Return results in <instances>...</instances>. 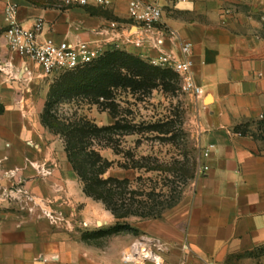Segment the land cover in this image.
Returning a JSON list of instances; mask_svg holds the SVG:
<instances>
[{
  "label": "crops",
  "instance_id": "1",
  "mask_svg": "<svg viewBox=\"0 0 264 264\" xmlns=\"http://www.w3.org/2000/svg\"><path fill=\"white\" fill-rule=\"evenodd\" d=\"M11 1L18 4L17 20L24 27L43 20L44 37L103 44L96 31L103 29L90 34L82 25L73 27L69 12L79 6ZM145 1L163 10L162 43L159 49L153 41L142 47L126 42L127 47L148 58L164 53L181 57V45L191 44L193 78L204 90L193 97L208 154H203L202 171L186 201L159 218L154 228L163 256L167 264H229L245 254L264 258V0ZM128 3L88 6L109 9L119 18L115 22L125 38L126 22H131ZM6 4L0 0V194L23 182L37 202L54 200L64 218L53 224L38 209L25 211L13 200L0 201V264H130L121 255L132 239L107 248L98 239L84 238V230L93 229H84V222L89 225L102 216L110 223L112 215L85 201L82 188L61 163L46 186L35 174V162L54 161L40 120L45 77L38 64L9 49Z\"/></svg>",
  "mask_w": 264,
  "mask_h": 264
},
{
  "label": "rangeland",
  "instance_id": "2",
  "mask_svg": "<svg viewBox=\"0 0 264 264\" xmlns=\"http://www.w3.org/2000/svg\"><path fill=\"white\" fill-rule=\"evenodd\" d=\"M72 9L69 13L73 27L82 25L83 31L90 34L94 28L105 29L101 34V49L102 52L106 51L102 59L115 54L116 60L120 61V53L129 54L151 66L152 70H166V77L143 80L141 76L133 75L127 67H120L121 74L134 82L126 86H112L110 96L100 95L91 99L75 90L74 82L92 64L75 72L45 77V83L41 85L40 94L44 98L40 114L42 123V117L46 114L49 120L57 119L62 124L85 120L103 129L92 147L111 161L103 174L104 178L128 179L125 185L114 184L116 206L121 207L120 212L129 211L127 217L118 218L102 200L85 193L83 181L68 158L67 137L56 128L51 130L44 125L47 131L46 148H49L54 161L35 162L32 165L35 174L46 186V179L61 163L68 177L74 178V184L82 188L85 201L99 207L101 212L111 213L110 223L104 222L102 216L94 218L89 225L84 222V229L93 228L84 230V238L98 239L107 248L114 247L123 239L134 240L142 236L159 238L153 234L154 228L159 225V218L186 201L202 171L204 152L198 105L193 95L183 90L180 75L170 66L154 64L143 53L128 48L118 28L116 37L111 38L113 32L106 27L119 18L109 9L94 6ZM107 127L110 128L108 131L105 130ZM23 184L20 182L3 190L0 201L13 200L18 202L21 210L38 209L49 220L48 214L52 212L60 217L58 221L63 220L64 215L54 206V200L44 198L37 202L34 195L22 187ZM18 188L23 189L24 193L18 192ZM121 191L124 192L120 194ZM229 264H264V258L245 254L232 258Z\"/></svg>",
  "mask_w": 264,
  "mask_h": 264
},
{
  "label": "built area",
  "instance_id": "3",
  "mask_svg": "<svg viewBox=\"0 0 264 264\" xmlns=\"http://www.w3.org/2000/svg\"><path fill=\"white\" fill-rule=\"evenodd\" d=\"M66 6L84 7L88 5L107 6L110 0H57ZM5 36L9 49L21 56L24 60H30L38 64L44 77H51L64 72L75 70L83 66L102 53V45L97 41L84 39L64 38L57 40L53 37H44V22L41 18L35 20L32 27H24L17 20L18 4L11 0H6ZM128 15L131 19L126 29L124 40L132 43L135 47H142L146 42L153 41V45L159 49L162 40L159 38V24L162 22L163 10L156 2L145 0H129ZM112 39L116 37L118 24L110 22ZM103 34V30H96ZM154 64L170 66L176 71L182 80L184 91L195 97H201L204 90L196 85L193 78V59L191 44L181 45V57L174 54L164 53L160 57H150ZM263 117V116H261ZM243 135L242 132H237ZM208 151L204 155H207ZM203 169H206L204 167ZM18 192H23L21 188ZM28 196V195H27ZM30 197V196H28ZM52 222L60 219L59 216L49 212ZM163 245L161 240L152 236H142L134 239L130 245L122 252V261L130 264H167L163 256ZM180 264H187L182 262Z\"/></svg>",
  "mask_w": 264,
  "mask_h": 264
},
{
  "label": "trees",
  "instance_id": "4",
  "mask_svg": "<svg viewBox=\"0 0 264 264\" xmlns=\"http://www.w3.org/2000/svg\"><path fill=\"white\" fill-rule=\"evenodd\" d=\"M105 54L106 51L93 61L68 71L75 72L93 64L79 80L74 82V89L86 94L91 99L98 98L100 95L110 96L112 86H126L134 82L131 78L121 74L120 67H127L133 75L141 76L144 78L143 80H152L158 76L162 79L166 77V70H152L151 66L129 54L120 53L118 55L122 56L120 61L116 60L115 54H109L102 59ZM42 121L49 129L56 128L67 137L68 158L83 181L85 193L102 200L118 218L127 217L129 211L120 212L121 207L117 208L116 206L117 192L114 190V184L125 185L128 183V179L104 178L103 174L110 167L111 161L104 158L99 151L92 147L93 142L99 137L103 129L85 120L62 124L57 119L49 120L46 114L43 115ZM109 129V127L105 128L106 131ZM123 192L121 191L120 194Z\"/></svg>",
  "mask_w": 264,
  "mask_h": 264
}]
</instances>
